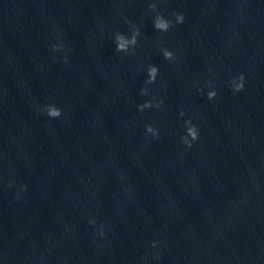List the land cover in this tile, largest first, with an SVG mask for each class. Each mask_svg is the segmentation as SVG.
I'll use <instances>...</instances> for the list:
<instances>
[{
	"label": "water",
	"instance_id": "95a60500",
	"mask_svg": "<svg viewBox=\"0 0 264 264\" xmlns=\"http://www.w3.org/2000/svg\"><path fill=\"white\" fill-rule=\"evenodd\" d=\"M0 264H264V62L0 161Z\"/></svg>",
	"mask_w": 264,
	"mask_h": 264
},
{
	"label": "clouds",
	"instance_id": "9594fccd",
	"mask_svg": "<svg viewBox=\"0 0 264 264\" xmlns=\"http://www.w3.org/2000/svg\"><path fill=\"white\" fill-rule=\"evenodd\" d=\"M181 19H183V17H181ZM242 80H243V77H242ZM243 86V84H241V87Z\"/></svg>",
	"mask_w": 264,
	"mask_h": 264
}]
</instances>
